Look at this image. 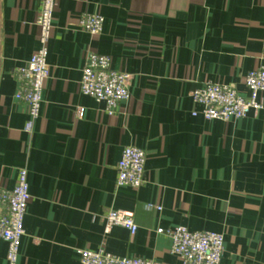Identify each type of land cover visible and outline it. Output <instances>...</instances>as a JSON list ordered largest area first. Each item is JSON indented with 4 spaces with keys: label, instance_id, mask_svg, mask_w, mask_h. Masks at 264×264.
I'll return each instance as SVG.
<instances>
[{
    "label": "crops",
    "instance_id": "0c3cea01",
    "mask_svg": "<svg viewBox=\"0 0 264 264\" xmlns=\"http://www.w3.org/2000/svg\"><path fill=\"white\" fill-rule=\"evenodd\" d=\"M41 0H0V189L27 170L30 199L16 264H81L82 249L181 264L157 228L224 236L220 264H264V91L244 117L205 119L191 93L207 82L248 96L264 64V0H57L50 75L31 132L15 99V71L38 49ZM83 13L103 16L91 35ZM129 75V98L108 114L79 92L87 51ZM146 153L144 182L118 186L122 149ZM159 205L147 209L145 205ZM133 214L134 234L106 230V214ZM8 244L0 241V264Z\"/></svg>",
    "mask_w": 264,
    "mask_h": 264
},
{
    "label": "built area",
    "instance_id": "2783aa9c",
    "mask_svg": "<svg viewBox=\"0 0 264 264\" xmlns=\"http://www.w3.org/2000/svg\"><path fill=\"white\" fill-rule=\"evenodd\" d=\"M57 0H41V6L36 18L39 28L38 49L29 59L15 71L19 87L14 94L15 99L25 103L28 119L24 125L26 132H31L34 120L39 116L42 103V90L50 75L47 63L48 41L52 25L53 13ZM103 16L99 13H83L78 19V26L91 35L102 30ZM129 75L111 67L108 55L95 51H87L78 81L79 92L105 103L108 114L115 112L118 103L129 98ZM245 84L248 96L240 95L230 85L207 82L192 91L194 103L201 110L192 111L193 115L200 113L205 119H220L244 117L251 109L262 108L259 95L264 91V64L251 69ZM146 153L143 149L127 145L122 149L117 162L118 186L138 188L144 182V166ZM30 199L27 181V170L22 167L18 171L17 181L11 189H0V241L8 244L7 260L16 264L21 238L24 235V216ZM147 209L159 210V205L147 203ZM106 230L111 226H121L134 234L138 225L133 214L122 209H110L106 216ZM158 233L167 235L171 241L170 251L179 257L181 264H220L224 236L218 231L190 230L185 225L170 228H157ZM81 264H163L151 259L135 256H121L109 253L100 248L97 250L82 249L79 252Z\"/></svg>",
    "mask_w": 264,
    "mask_h": 264
}]
</instances>
